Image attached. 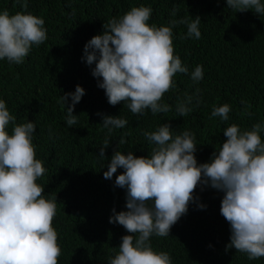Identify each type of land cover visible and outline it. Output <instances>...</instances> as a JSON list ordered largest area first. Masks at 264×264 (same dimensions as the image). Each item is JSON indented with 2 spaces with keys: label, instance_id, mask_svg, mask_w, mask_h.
<instances>
[{
  "label": "trees",
  "instance_id": "16d2710c",
  "mask_svg": "<svg viewBox=\"0 0 264 264\" xmlns=\"http://www.w3.org/2000/svg\"><path fill=\"white\" fill-rule=\"evenodd\" d=\"M23 2L0 0V11L42 18L47 39L33 45L22 64L0 60V100L17 124H35L36 158L46 169L37 183L44 187L45 198L55 197L57 203L52 225L61 248L58 264H108L122 237L131 234L122 225L109 223L113 209L127 211V189L115 185L124 169L117 168L111 179L103 175L115 151L147 157L154 145L144 133L168 124L174 135L194 134L199 165L210 162L226 141V127L236 124L244 131L264 123V15L252 9L236 11L226 0H26V10ZM139 6L151 7L148 23L157 27L189 17L201 20L198 40L187 37L185 24L173 26L174 54L190 71L202 65L203 79L194 83L191 73H177L174 87L161 100L172 108L166 113L153 115L146 109L144 115H134L127 102L110 105L98 87L102 78L92 75L95 61L88 65L83 59L85 44L103 34V25ZM77 85L84 95L73 109L77 123L69 126L66 108L71 97L64 107L60 96L74 92ZM185 94L193 97L188 105L192 111L181 117L175 109ZM225 103L230 106L228 120L212 117L213 106ZM104 116H119L128 124L109 134L102 124ZM11 128L10 123V134ZM260 135L264 142V131ZM121 136L126 143H119ZM106 138L109 144L102 158ZM192 195L169 236L150 238L154 251L167 252L172 264H264V257L247 260L232 254L233 247L226 250L230 240L224 235H231V226L220 212L222 191L198 184Z\"/></svg>",
  "mask_w": 264,
  "mask_h": 264
},
{
  "label": "clouds",
  "instance_id": "9594fccd",
  "mask_svg": "<svg viewBox=\"0 0 264 264\" xmlns=\"http://www.w3.org/2000/svg\"><path fill=\"white\" fill-rule=\"evenodd\" d=\"M226 3L236 11L252 9L264 15L261 0ZM21 7L27 9L26 0ZM151 13V7H132L122 17L109 20L103 25V34L93 36L84 46L83 59L88 65L95 61L92 75L102 78L98 87L104 89L108 103L115 106L127 102L134 115H144L146 109L153 115L171 111V106L161 100L174 87L177 73H191L194 83L203 79L202 65L190 71L174 54L172 30L176 24H185L187 37L198 40L200 17L173 20L169 26L157 27L148 23ZM44 23L31 13L10 15L7 9L0 11V60L22 64L30 48L47 39ZM83 95L84 89L77 85L74 92L60 96L64 107L71 97L66 108L69 126L77 123V116L72 113ZM192 99L185 94L177 103L175 111L179 116L192 111L188 107ZM229 112L230 106L225 103L213 106L211 116L226 121ZM102 124L111 134L114 128L123 129L128 120L104 116ZM34 129L33 122L17 124L5 101L0 100V264H58L61 255L58 233L52 225L56 198L46 199L44 187L37 183L46 169L43 161L36 158ZM262 131L264 123L253 124L251 130L244 131L231 124L223 129L227 139L210 162L199 165L194 156V134L183 131L174 135L168 124L144 133L154 145L147 157L115 151L103 175L111 179L117 168L124 169L116 176L115 185L127 189V211L117 213L113 209L109 223H118L131 234L122 237L118 252L109 257L108 264H172L167 252L153 250L150 238L169 236L171 227L187 212L198 184L224 193L220 212L231 226V235H224L230 240L226 250L233 247L232 254L247 260L264 257ZM119 143H126L124 136ZM108 144L106 138L100 157H104Z\"/></svg>",
  "mask_w": 264,
  "mask_h": 264
}]
</instances>
